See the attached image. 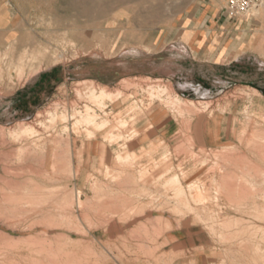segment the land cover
<instances>
[{
  "label": "rangeland",
  "instance_id": "1",
  "mask_svg": "<svg viewBox=\"0 0 264 264\" xmlns=\"http://www.w3.org/2000/svg\"><path fill=\"white\" fill-rule=\"evenodd\" d=\"M121 1L0 0V264H264V27L203 79L225 0Z\"/></svg>",
  "mask_w": 264,
  "mask_h": 264
},
{
  "label": "crops",
  "instance_id": "2",
  "mask_svg": "<svg viewBox=\"0 0 264 264\" xmlns=\"http://www.w3.org/2000/svg\"><path fill=\"white\" fill-rule=\"evenodd\" d=\"M181 16L177 25L174 26L179 27L176 33L181 31L180 36L177 40L171 41V44L187 52L188 58L192 60H188L192 66L189 73L194 76L200 75L203 79H206V75L202 76L201 71L212 73L214 66H225L221 59L228 48L234 44L240 47L246 46L245 43L250 41L248 38L251 27H264V6L261 5L252 10L249 15L239 18L222 14L221 9L211 3L182 13ZM226 41L228 44L225 46ZM170 60L175 62L173 59ZM184 61L186 63V60ZM173 65L172 62L171 66ZM188 83L184 85L193 90H201L206 84L205 80L199 83Z\"/></svg>",
  "mask_w": 264,
  "mask_h": 264
},
{
  "label": "built area",
  "instance_id": "3",
  "mask_svg": "<svg viewBox=\"0 0 264 264\" xmlns=\"http://www.w3.org/2000/svg\"><path fill=\"white\" fill-rule=\"evenodd\" d=\"M261 4V0H225L221 13L233 18L244 17Z\"/></svg>",
  "mask_w": 264,
  "mask_h": 264
},
{
  "label": "bare ground",
  "instance_id": "4",
  "mask_svg": "<svg viewBox=\"0 0 264 264\" xmlns=\"http://www.w3.org/2000/svg\"><path fill=\"white\" fill-rule=\"evenodd\" d=\"M117 1V0H116ZM121 1V0H120ZM72 2V1H71ZM122 2V1H121ZM97 45V44H96ZM23 49H25V48H23ZM37 70V69H36ZM126 81L125 80H123V83H125ZM84 83H87V82H84ZM87 85V84H86ZM95 86V85H94ZM92 89H93V87H92ZM106 90V89H105ZM104 91V90H103ZM105 96V95H104ZM103 97V93L102 92H100V94L99 95H96L95 94V92H94V90H92V91H90V93H89V95H88V100H90L92 103H96V102H98L99 100H101V99H99V98H102ZM87 99V98H86ZM111 99V98H110ZM91 103V104H92ZM96 104H98V103H96ZM171 104V103H170ZM104 105V104H103ZM134 107V106H133ZM137 107V106H136ZM172 108V107H171ZM76 109V108H75ZM92 110L89 108V107H86L85 109H84V112L83 113H81V112H74L73 113V115H78L79 116V120H77V122L78 123H83V122H85V123H87V124H90V123H92L93 124V120H94V113H92L91 112ZM141 111V110H140ZM63 117H64V115H63ZM71 117H73V116H71ZM105 117V116H104ZM63 119V118H62ZM111 120V119H110ZM132 120V119H131ZM76 122V121H75ZM107 122V121H106ZM108 123V122H107ZM107 123H104V124H106L107 125ZM24 126L23 124H20V126ZM77 125V124H76ZM21 126V127H22ZM147 127H149V125L147 126ZM146 127V128H147ZM24 128V127H23ZM150 128V127H149ZM24 129H26L27 131H32V127H30V126H27V128H24ZM25 130V131H26ZM85 130V129H84ZM87 130V129H86ZM22 131V130H21ZM141 131V130H140ZM147 133V132H146ZM87 134H89V136L92 134H90V133H88V131H87ZM135 134H136V132H135ZM95 136V135H94ZM121 137V136H120ZM81 147H82V145H81ZM90 147H91V145H90ZM79 151L81 152V148H79ZM125 151V150H124ZM131 153V152H130ZM79 154V153H78ZM108 157V156H107ZM81 161V160H80ZM33 188V187H32ZM35 188V187H34ZM33 198V197H32ZM45 198V197H44ZM33 199H35V198H33Z\"/></svg>",
  "mask_w": 264,
  "mask_h": 264
}]
</instances>
